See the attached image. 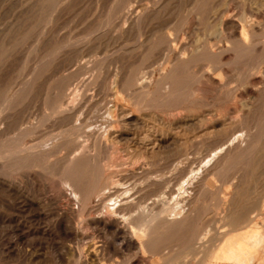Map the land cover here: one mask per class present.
Here are the masks:
<instances>
[{
	"label": "rangeland",
	"instance_id": "1",
	"mask_svg": "<svg viewBox=\"0 0 264 264\" xmlns=\"http://www.w3.org/2000/svg\"><path fill=\"white\" fill-rule=\"evenodd\" d=\"M199 1L198 0H0V116H1L0 122H2L3 125V126L1 125V129L4 128L5 125L8 122H11L12 120H17L25 116H30L29 120L30 122L34 123L33 125H36L38 123L41 126L39 127L38 124L36 125L38 128H40V130L37 129L38 134L35 132L36 135L38 136L43 135L44 137H47L49 135H53V136L56 135L59 132L60 128L57 122L56 123L53 122V117L51 115L50 107L52 106L53 101L57 99V96L58 98L61 97L62 95L65 96L66 94H68V91L70 89L71 90L77 89L78 93H80L79 95L81 96L86 95L89 97L91 96L90 99L93 98V100L96 101L99 100V102L97 103L98 105L96 104L93 107H90L91 110L89 112L91 114H89L86 117L87 118L86 122L88 125V128L86 129L87 131H90L95 128V129H100V131L102 132L107 127V123L111 121V117H109L110 115H107L108 114L107 110L109 108H112L113 106H117V107L119 106L118 108H120V110L122 111L117 115V119L118 121H120L119 129L122 131L123 135L122 138L117 139L118 141L115 142L113 146L110 148L112 151L109 149L110 153H108L109 154L108 157L103 158L102 162L105 164L107 163L105 165L106 166L105 168L107 170L120 172L119 171L120 169L121 171L124 168L127 169V167L128 169H131V166L132 168L135 167V163L136 165L138 164L140 165V164H144L146 161L145 166L150 171L152 170L151 172L155 170L154 173L156 172L157 174H159L163 170L170 171V169L172 168V167L170 168V166H173L172 164H175V162H182L184 165L188 166L189 169L190 167L191 168L193 167L194 169V166L196 165L194 164L192 166L191 165L192 162H195V159L196 161L199 158L201 159V156L203 157L204 153L208 154L207 152L208 148H211V146H213V144L216 141H218L219 139L218 136H221V134L226 131L227 127H228L227 131L232 129L234 125L237 124L239 118L245 120L244 117L246 116L248 117L247 120L249 119V122L246 120L245 121L246 123H249V125L248 124L247 125L248 127L250 126L251 128V129L249 128V130L252 133L255 132L256 134L255 133L251 134L248 129H247L248 131L244 130V132H247V135L249 133L252 136V137H248L247 139L245 138L244 142L242 143L243 146L241 145V149L245 145L246 146L243 148V150H245L246 147L247 149L244 152L242 151L241 153L239 152L240 154H238L237 151L232 152L234 154H231V157L229 156L227 158L228 160L226 159L225 163L222 165L221 168L222 172L220 171L218 174H214L215 176L213 174H210V176H208L206 180L207 185L205 186L203 192H201L197 197V200L193 207L195 212L199 211L198 213L197 212L195 213L196 219L197 218L201 219L203 215L207 217L209 216V214H214L215 221L216 220L220 222L225 221L223 223L229 222V224L230 223L234 224L233 222H235V219L237 220L238 217L242 215L244 212L246 213L247 210H251L253 205H255L258 200L264 199V138H262L264 136V128H263L264 107L262 108V104L264 106V98H263L264 94L260 95L261 97L257 96L253 100V99H249L248 97L244 98L245 96L242 95L243 92L239 93V91H243L242 89H244L242 87V84L247 82L248 70L250 66L252 65L251 67H256L255 68L256 70L258 68V65L259 67H261L264 64L263 63L264 49H261L260 48L261 46H257L255 48V54L253 53L254 50L251 49L247 51H236L234 52V54L231 52L230 53L231 60L228 62L230 65L227 63L226 65H224V67H222L223 65L221 66L222 69L224 70L227 69L226 71L228 73L232 72L231 74L228 73L226 74L228 78H226L224 74L219 70L213 71L212 70L213 65L209 63L207 60H203V59H202L203 61L196 60L195 63L192 62L193 64H195V68L194 65H192V63L189 64L188 70L187 68L184 69L182 74L176 80L178 82L175 81L174 87L178 90L177 91V93L179 92L178 94L172 97L169 96L167 97L168 92L170 90L168 85H167L168 87L164 86L163 88H161L159 92H156L155 94H153V96L148 94L150 91L153 92L155 90L156 82H158L160 79L159 72L163 70V67H161L159 64L163 62V59H161L162 57L161 58L159 57L161 56L159 54L160 52L158 49H154V46L158 41L160 33L166 32L167 34H172L174 33L173 32L174 30L176 32H179L178 36L179 34H181L180 40L175 45V48L178 49L179 51V49L182 48L181 46L185 44L186 49L184 50V52H182V56L188 57L191 50L193 51L195 44L203 45V43L208 41L209 44H215L216 41L214 40V36L209 35L208 32H205L203 30L209 28L211 24L216 22L219 16L226 15L225 14L226 12L227 14L228 12L229 14L230 12L231 13L234 12L231 15H235V16H239L241 15V12H243L242 14L244 13L248 14V15L244 14L245 16H247V18L249 17L251 18L261 13L264 14V9H262V7H264V3H263L264 0H207V1L199 0ZM192 3H194L196 6H194V4ZM212 6H214V10L216 11L213 10ZM211 7H212V11H209L208 9H211ZM195 9L199 12H196ZM197 13H200L201 16L199 14H198L199 16H196ZM138 17L141 18L139 19ZM137 18L139 20H137ZM260 21L261 23H264L262 19H260ZM260 28L261 30H259ZM259 29H256L254 31L255 37H260L261 35L263 36L264 24H260ZM181 31L184 32L185 34L182 33ZM196 38L199 40L198 42L199 44L195 42ZM151 43L154 44L152 45ZM188 47L190 50L188 49ZM258 47L262 50L261 52L262 55L260 53L261 50ZM256 50L257 51L259 50V54ZM174 55L175 54H171L167 62H171L174 59ZM238 56L239 58H237ZM253 58L256 59L254 60ZM259 59L263 60V61L261 60L262 63L260 62ZM154 61H156L157 63ZM259 62L260 64H258ZM196 64H198L199 67ZM191 65L193 68L191 67ZM227 66L230 67L229 70ZM201 68L202 69L205 68L206 70H208V72L211 74L212 77L214 76L216 80H219L222 83L228 81L229 87L232 88V89L230 88V91L232 92H230L229 94V91L223 90L224 91L223 92L222 90L219 89H217L216 92L215 91L216 88H214L212 84H210L209 86V82H206L204 80H198V78H200L199 72H201L202 70ZM149 71L151 74L145 75V73ZM136 75L140 78H143V76L145 75L143 79L147 80V82H149V85L151 83L152 87L148 85V87H146L148 90L144 88L140 91V93L134 92L138 83L134 81V77H137ZM67 77H70V80L68 78L69 81L66 80ZM233 77L236 81L233 79ZM114 79L117 81H115ZM238 79L240 80V83L239 81H237ZM120 81L123 82L121 83ZM241 81H244V83H241ZM118 82L120 84H118ZM199 82H201V84L205 83L204 84L205 86L200 85ZM234 82H236V84ZM69 83L71 84L68 85V87L70 88L66 86ZM58 84L60 85V90L58 88L59 87ZM191 85L193 86L190 87ZM199 86L202 87L203 92H201L200 90L196 92V95L190 96L189 90L194 88L199 89ZM239 88L240 90H238ZM63 89L67 90L66 94L64 92L66 90L63 91ZM203 89L206 91L204 92ZM184 90L186 93L184 92ZM234 90H235L234 93H236L235 95L231 94L233 93ZM128 92L129 94H127ZM131 93L132 96L130 95ZM143 93H146L144 95L147 97V99L144 95H142ZM129 95L130 97H128ZM181 95L183 96V98ZM197 95L199 96L196 98ZM115 96L118 98H116ZM48 97L51 98L50 101H49L50 98ZM233 97L236 98L233 99ZM179 98L180 101H178ZM258 98L261 99L256 100ZM133 99L136 101H134ZM185 100H187L188 103ZM181 101L185 103H182ZM6 103H8L9 106ZM180 103L182 104L180 105ZM240 103L242 104L243 108H241L242 106L239 105ZM198 104L201 105H199L198 107L197 106ZM245 104H246V109L244 106ZM228 105L232 106V108ZM236 105L239 107H237ZM250 105H253L254 108L252 106L250 107ZM5 106H8L9 108ZM180 106H182V109L178 108ZM82 107H84V105H82ZM186 107L187 109L188 108L189 109L187 110ZM202 107L204 108V110L202 109ZM228 107L233 109V111L235 110L237 111L235 112L232 111L231 115L229 114L227 120L226 117L227 114L225 112L227 109H229ZM199 108H201L202 111L201 110L197 111L199 110ZM248 108H250L251 111H249ZM245 111L249 116L246 115ZM219 112H221L222 114ZM250 112L253 113L250 114ZM223 113L226 114V116H224ZM235 113L238 114L235 115ZM212 115L214 118L212 117ZM5 116L8 117V120L10 121L6 122L7 118ZM184 116H186L185 120L186 119L187 120L185 123L186 125L184 124L182 126L185 127H182L181 125H171V126L169 125V122L173 121V119H176L178 117L183 118ZM2 117L4 120L2 119ZM47 117L50 119H47ZM162 117L165 122L160 121V118ZM229 117L232 119H230ZM166 121L168 122V124ZM223 121H225L226 123L228 122V124L224 123ZM188 123L189 126H187ZM221 123L222 124L224 123L226 126L229 124L230 125L227 127L225 125L223 127L222 125L220 128V126L218 127V125H220ZM190 124L191 126L193 124V126L191 127ZM193 130L196 131L197 133L193 132ZM207 132L209 134H207ZM35 133H32V135L29 134L30 138L31 136L35 137L36 136ZM261 134L262 136H259ZM29 136L25 135L24 138L29 139ZM261 138L263 139V143H261L262 140L260 142ZM252 139H255L256 141ZM4 140L5 138L3 139L1 138L0 141H4ZM247 140L249 141L247 142ZM49 142L48 145L50 144L53 145L55 141L52 140ZM141 142L144 143L142 144ZM152 147H154V149ZM258 150L261 151L259 152ZM182 151H184V154L186 153L187 156V157L183 156V158L186 157L183 160L185 159L187 160L188 158V160L190 159L189 161L185 160L183 162V160L181 159L182 158L181 155H184ZM172 155L174 157H172ZM175 155L177 157H175ZM140 157L142 159H140ZM152 157H154V159ZM169 157L171 158L169 159ZM166 158L169 160H167ZM172 158L173 159L177 158L178 160L181 161H176L177 159L172 161ZM149 159L152 162H150ZM162 162L164 163V165ZM187 162L188 163L191 162L189 163L190 165ZM120 164L121 165L123 164L122 165L123 167L122 166L120 167L119 166ZM151 164H153V166ZM156 164L159 165L158 168L160 170L157 169ZM147 165H149V167L151 168H149ZM203 165L204 164H202V166ZM206 168L207 167H204L203 169ZM40 171L41 174L44 173L43 175L46 177L45 179H47L50 183L55 184L54 185L55 189H53L54 191L48 192L46 194L44 193V196L58 195L61 185L60 183H58L59 178L57 177V175L52 176L46 170H40ZM194 181H196V179ZM235 187H237L236 190ZM2 199H4V201H1ZM231 199L232 202L230 201L229 203V200ZM225 200H226L225 204H227L228 206L224 204ZM3 204H6L5 198H2V196H0V206H1L0 214L5 215L7 210L5 209ZM199 205L200 208L202 207V209H199ZM223 205H225V208L223 207ZM236 206L238 207L236 208ZM239 206L241 209L239 208ZM201 210L202 213H200ZM208 210L209 211L211 210V212H209ZM254 210L255 209H253L252 211ZM230 212L232 213L234 212L232 214L234 217L230 214ZM8 213L9 212L7 211V214ZM215 213L219 216L223 214L221 216L223 219H221V217L217 216ZM218 213H220L221 215ZM13 216L19 223L20 226L19 228H16L14 225L0 224V236H1L0 264H52V263L74 264L73 262L75 261L74 260L75 258H72L64 250L59 248L61 246L60 240L53 241L51 243L52 245L48 243L47 246L46 245L40 246L38 243L40 241V238L38 236L34 235L35 236L34 237L32 235L29 236H24L23 234L20 235V233H22L23 230L26 229L24 232H26L27 229L33 230L36 228V226L32 221H30L27 218L25 219V217L21 215L13 214ZM17 216L19 218H17ZM206 217H203L201 220L197 219L198 221L195 222L197 224H200L201 223L200 221L202 222L205 221ZM22 222L24 225L22 224ZM223 228L226 229L227 227H223ZM2 233L5 234V236ZM22 235L25 238L22 237ZM8 240L9 242L12 241L10 242L12 246L15 243L16 245L14 246L17 248L13 246L12 249L7 254V251H5L6 246L4 247V245L8 242ZM84 242L83 244H85ZM176 243H174L173 245H175ZM178 244H176V246H178ZM176 248L177 247H174V249ZM22 249L24 250V252ZM13 250H16L17 253L16 251ZM60 252L63 254H61ZM158 263L159 260L155 262V264Z\"/></svg>",
	"mask_w": 264,
	"mask_h": 264
},
{
	"label": "bare ground",
	"instance_id": "2",
	"mask_svg": "<svg viewBox=\"0 0 264 264\" xmlns=\"http://www.w3.org/2000/svg\"><path fill=\"white\" fill-rule=\"evenodd\" d=\"M263 3H262V6H263ZM192 4H194V3H192ZM194 6H196V5L194 4ZM214 6H212L213 10H214ZM212 7H211V9H208V10L212 11ZM208 8H210V7H208ZM216 8H218V7H216ZM262 9H264V7H262ZM214 11H216V10H214ZM196 12H199V11L196 10ZM232 13H234V12H232ZM232 13L230 12V14H229V12H228V14H227V12H226L225 13L226 15L219 16L216 22L211 24V26H209V28L203 30L205 32H208L209 35L214 36V40L216 41L215 44H209L208 43L209 41L203 43V45H196L195 44V47L193 48V51L191 50V52L189 51L190 49L188 47V49H189L188 51L190 52L188 57L182 56V52H184V50L186 49L184 43H183L184 45L181 46L182 48L179 49V51H178V49L175 48V45L180 40L181 34H179V36H178L179 32H176L174 30L173 31L174 33H172V34H167L166 32L160 33L158 41H157L156 45L154 46V49L159 50L160 53L159 52L158 53L161 56H159V55L158 56L160 58L162 57L161 59H163V62L159 63L160 66L163 67V70H161V72H159L160 73V79L158 82H156L155 90L153 92L150 91L148 94L153 96V94H155L156 92H159V90L161 88H163L164 86H166V87L169 86V89H170L169 90L167 88L169 90L167 97L168 96L172 97V96H175L176 94H178L179 93V92L177 93L178 90L174 87L175 81L179 78V76L182 74L184 69L187 68V70H188V65L191 64L192 62L195 63L196 60H202V59L207 60L209 63H211L213 65V68H212L213 71L219 70L220 72H222L224 74V76L226 78H228L226 76V74L228 73L226 71L227 69L224 70L221 68V66L223 65L222 67H224V65H226L231 60V56H230L231 52L234 54V52H236V51H247V50L251 49V50H254L253 53L255 54V48L257 46H261L260 48L264 49V33H263V36L261 35L260 37L254 36L255 35L254 31L256 29H259L260 24H264V23H261V21H260V19H262L264 21V14L258 13L259 15L253 16L251 18L248 16L250 18L249 19V18H247V16H245L248 14L244 13L245 14L244 15V14H242L243 12H241V15H239V16L231 15ZM137 14H139V13H137ZM191 14H192V12H191ZM198 14L200 15V13H197V15L196 14L195 15L199 16ZM138 18H137V20H139L141 17L139 19ZM203 21H204V19H203ZM259 30H261V28ZM263 30H262V32H263ZM182 33H184V32H182ZM259 34H261V33H259ZM195 42L198 43L199 40L196 38ZM141 46H143V45H141ZM141 48H143V47H141ZM149 51H150V49H149ZM257 52L259 54V50ZM261 52H262V50L260 51V53ZM143 53H144V51H143ZM150 54H151V52H150ZM171 54H175L174 59L171 62H167L168 58ZM261 55H262V53H261ZM155 56H156V54H155ZM251 57H252V55H251ZM251 57H249V58H251ZM237 58H239V56ZM261 60H260V62H261ZM86 61H87V59H86ZM249 61H250V59H249ZM154 62H156V61H154ZM260 62L258 64H260ZM206 64H208V63H206ZM192 65H194V68H195V64L192 63ZM192 65H191V67H192ZM196 65H198V64H196ZM255 65H253V66H255ZM235 66H236V64H235ZM251 66L248 70L247 82L244 83V81H241V83H244V84H242V87L244 89H242L243 91H239V93L243 92L242 95L245 96L244 98L248 97L249 99L254 100V98H256L257 96L264 94V64L261 67H259V65H258V68L256 70H255L256 67H251ZM198 67H199V65H198ZM229 68L230 67H228V70H229ZM80 69H81V67H80ZM136 71H137V69H136ZM239 71H238V73H239ZM244 72H246V71H244ZM199 73L198 74H199L200 78L197 77L198 80H204L206 82H209V86H210V84H212V86H214V88H216V90H215L216 92H217V89L222 90V91L223 90L229 91V94H230V92H232V91H230L231 87H229L228 81H226L225 83H222L219 80H216L214 78V76L212 77L211 74L208 72V70H206L205 68L202 69L201 72H199ZM231 73L229 72L228 74H231ZM146 74H151V73L149 71V72H146L145 75ZM75 76H77V75H75ZM144 76H143V78H144ZM72 77H74V76H72ZM235 77H236V75H235ZM68 78L70 80V77H67L66 80H68ZM143 78H140L138 76L134 77V81L138 82L137 87L134 90V92L140 93V91L142 89L148 87L149 82H147V80H145ZM72 79H71V81H72ZM194 79H196V78H194ZM233 79H234V77H233ZM115 81H117V80H115ZM237 81H239V83H240L239 79ZM176 82H178V81H176ZM199 83H200V85L205 84V83L201 84V82H199ZM234 83L236 84V82H234ZM118 84H120V83L118 82ZM68 85H71V84L69 83L66 86L68 87ZM149 86H151V83ZM192 86L193 85H191L190 87H192ZM58 88L60 90V85ZM61 88H63V87H61ZM68 88H70V87H68ZM82 88H83V86H82ZM56 89H57V86H56ZM64 90H66V89H63V91ZM200 90H201V92H203L202 87H200V86H199V89L198 88L190 89L189 94H190V96L196 95V92H198ZM235 90L231 94L235 95L236 94V93H234ZM238 90H240V88ZM205 91L206 90H204V92ZM64 92L66 94L67 90ZM145 92H146V90H145ZM184 92H185V90H184ZM200 93H197V94H200ZM55 94H56V91H55ZM79 94L80 93H78L77 89H72V90L70 89L68 91V94H66L65 96L62 95L59 98L57 96V99H55L53 101V104L51 103L52 106L49 105V106H51L50 108H51V115L53 117V122L54 123L57 122L59 125V128H60L59 132L54 136L49 135L47 137H44L43 135L42 136L36 135L37 129L40 130V128H38L36 126L38 123L36 125H33L34 123L30 122V120H29L30 116H25V117L19 118L17 120H12L11 122H8L10 120H8V117L5 116L7 118L6 122H8V123L2 129H1L2 122H0V140H1V138L2 139L5 138L4 141H0V196H2V198H5L6 204H3V206L9 212L7 214V211H6L7 215L6 214L5 215L0 214V224L14 225L16 228H19L20 227L19 223L14 218L13 214L21 215V216L25 217V219L26 218L29 219L30 221H32L34 223L36 228L33 230L27 229V231L24 232L26 230L25 229V230H23L22 233H20V235L23 234L24 236H29V235L38 236L40 238V241L38 242L40 246H43V245L47 246L48 243L51 244L55 240H60L61 246L59 248L64 250L72 258H75L74 259L75 261L73 262L74 264H155V262L158 260H159L158 264H264V199L258 200L256 202V204L253 205L251 210H247L246 213L244 212L239 217L237 216L238 219L237 220L235 219V222L232 221L234 224H232V223L229 224L228 221H227L228 223H223L225 221H223V222H220L217 220L215 221L214 214H209V216H207V217L203 215V217H206L205 221H203V222L200 221L201 223L199 222L200 224H197L196 222L200 218H197L198 220L196 219L195 213L197 211L195 212L193 209L194 204L197 200V197L199 196V194L201 192H203V190L205 189V186L207 185L206 180H207L208 176H210V174H213V175L218 174L221 171L222 165L225 163L226 159L229 156L231 157V154H234L232 152L237 151L238 154H240L241 151L244 152L247 149V147H246L245 150H243V148L246 145L241 149V145L244 142L245 138L247 139L248 137H252L249 133L247 135V132H244V130H247V129L249 130V128H250V126L248 127L249 123H246V121L249 122V119L247 120L248 117H246L244 115L246 117V118L244 117V119L246 121L243 119H240V118H239V120L237 119L238 120L237 124L235 123L236 125H234V127L232 129H230L229 131H227V129H228L227 126H229L230 124L226 126L224 124V123H226L225 121H223L224 122L223 124L221 123L220 125H218V127L220 126V128L222 125H223V127L225 125L227 127L226 131L223 132L221 134V136H218L219 139L216 138V139H218V141H216L213 144V146H211V148H208L210 146L207 147L208 148V151H207L208 154L206 153L207 155L204 153L205 156L203 154V157L201 156V159L199 158L197 161L195 159V162H192V164H191L192 166L194 164L196 165V166H194V169H193V167L192 168L190 167V169H189L188 166L184 165L182 162H175L174 161L175 164H172L173 162L171 163L173 166H170V168L172 167L170 169V171L169 170H166V171L163 170L160 173L158 172L159 174H157L156 172L154 173L155 170L153 172H151L152 170L150 171L145 166V164H146V161H145L144 164H140V165L139 164L136 165V163H135V167L132 168V166H131V169H128V167H127V169L124 168L125 170L122 169V171H121V169L119 168L120 172H116V171H112V170H107L105 168L106 167L105 165L107 163L105 164L102 161H103V158L108 157V155H109L108 153H110V150H111L110 148L113 146V144L115 142L118 141L117 139L122 138L123 134H122V131L119 129V122L120 121H118V119H117V115L119 113H121L122 111L120 110V108H118L119 106L118 107L113 106L112 108H109L107 110V113H108L107 115H110L109 117H111V121L107 123V127L105 126L106 128L102 132L100 131V129H95V128L90 130V131H87L86 129L88 128V125L86 122V119H87L86 117L89 114H91L89 112L91 110L90 107H93L94 105H96L99 102V100L96 101V100H93V98L90 99L91 96L90 97L86 96V95L81 96ZM127 94H129V92ZM144 94H146V93H143L142 95H144ZM92 95H93V93H92ZM130 95L132 96V93ZM130 95L128 97H130ZM52 96H50V97H52ZM198 96L199 95H197L196 98ZM50 97H48V98H50ZM192 97H194V96H192ZM116 98H118V97H116ZM131 98H133V97H131ZM180 98L178 101H180ZM182 98H183V96H182ZM234 98H236V97H233V99ZM146 99H147V97H146ZM241 99H243V98H241ZM259 99H261V98H258L256 100H259ZM50 100H51V98L49 99V101ZM188 100H189V98H188ZM253 100H250V101H253ZM134 101H136V100H134ZM185 101L188 103L187 100H185ZM261 101H260V103H261ZM14 102H15V100H14ZM12 103H13V101H12ZM182 103H185V102H182ZM182 103H180V105ZM6 104L8 105V103H6ZM226 104H228V103H226ZM249 104H247V105H249ZM82 105H84V107H82ZM199 105H201V104H198L197 106L199 107ZM239 105L242 106L241 103ZM8 106H5V107H8ZM208 106H210V105H208ZM225 106H227V105H225ZM225 106H224V108H225ZM228 106H230V105H228ZM244 106L246 109V104ZM251 106L253 107V105H250V107ZM187 107H186V109H187ZM230 107L232 108V106H230ZM230 107H228L229 109H227L225 112L227 114V116H226V114L223 113L224 116L227 117V120H228L229 114L231 115V113L233 111V109H231ZM237 107H239V106H237ZM263 107L264 106L262 104V108ZM178 108L182 109V106H180ZM190 108H191V106H190ZM220 108H221V106H220ZM241 108H243V106ZM202 109L204 110L203 107H202ZM200 110H201V108H199V110H197V111H200ZM248 110L251 111L250 108H248ZM235 111H237V110H235ZM235 111H233V112H235ZM239 111H240V108H239ZM219 113H221V112H219ZM252 113L253 112H250V114H252ZM45 114H47V113H45ZM236 114H238V113H235V115ZM246 115H247V112H246ZM247 116H249V115H247ZM124 117H126V116H124ZM181 117L173 119V121L169 122V125L170 126L171 125H181V126L184 125L186 123V120H187V119L185 120L186 116H184L183 118H181ZM189 117H191V116H189ZM212 117H213V115H212ZM241 118H243V117H241ZM2 119H3V117H2ZM47 119H50V118L47 117ZM230 119H232V118H230ZM235 119H234V121H235ZM40 120H42V119H40ZM160 121H164L163 117L160 118ZM205 121H207V120H205ZM3 124H4V122H3ZM167 124H168V122H167ZM195 124H197V123H195ZM215 124H217V123H215ZM226 124H228V122ZM38 125H39V127H41L40 124H38ZM187 126H189V123ZM190 126H191V124H190ZM192 126H193V124H192ZM182 127H185V126H182ZM135 128H137V127H135ZM174 128H175V126H174ZM123 130H124V128H123ZM184 130H185V128H184ZM193 132H196V131L193 130ZM249 132L251 134L255 133V132L252 133L250 130H249ZM32 133H35L36 136L35 137L31 136V138H30L29 134L32 135ZM190 133H192V132H190ZM41 134H42V132H41ZM207 134H209V133L207 132ZM25 135H28L29 139L24 138ZM259 136H262V134ZM208 137H210V136H208ZM80 138H83V139H80ZM262 138H264V136ZM262 138L260 139V142L262 140L261 143H263ZM123 139H125V138H123ZM184 139H186V138H184ZM255 139H252V140L256 141ZM52 140L55 141L53 143V145H51V144H50L51 146L48 145V142L52 141ZM136 140H138V139H136ZM208 141H209V139H208ZM248 141L249 140H247V142ZM260 142H259V144H260ZM155 144H154V146H155ZM249 144H250V142H249ZM254 144H256V143H254ZM257 146H258V143H257ZM152 148L154 149V147H152ZM157 148H158V146H157ZM148 149H149V147H148ZM132 150H134V149H132ZM248 150H249V147H248ZM261 150H262V148H261ZM261 150H258V151L260 152ZM125 152H126V150H125ZM182 153L184 154V151H182ZM124 155H127V154H124ZM176 155H175V157H177ZM180 155H181V153H180ZM130 156H132V155H130ZM151 156H153V155H151ZM183 156H186V153L184 155H181L182 160L187 157L186 156L183 158ZM172 157H174V156L172 155ZM192 157H194V156H192ZM152 158L154 159V157H152ZM170 158L171 157H169V159ZM140 159H142V158L140 157ZM169 159H167V160H169ZM176 159L172 158V161L176 160ZM246 159H247V156H246ZM111 160H112V158H111ZM185 160H183V162ZM187 160H188V158H187ZM104 161H105V159H104ZM149 161L152 162L150 159H149ZM176 161H181V160L177 159ZM150 162H149V164H150ZM189 163H191V162H189ZM153 164H151V165L153 166ZM165 164H167V163H165ZM202 164H204V165L202 166ZM116 165H117V163H116ZM122 165L120 164L119 166L121 167ZM163 165H164V163H163ZM147 166L149 167V165H147ZM158 166L159 165H157V169H159ZM232 166H233V163H232ZM204 167H207V168L203 169ZM107 168H109V167H107ZM149 168H151V167H149ZM153 168H155V167H153ZM235 169H237V168H235ZM40 170H46L52 176L57 175V177L59 179L57 177L56 178L59 180L58 183H60V185H61V188L59 189L58 195L44 196V193L46 194L48 192L54 191L53 189H55L54 188L55 184L50 183L47 179H45L46 177L43 175L44 173L41 174ZM243 174H245V173H243ZM223 175H225V174H223ZM195 179H196V181H194ZM228 180H229V178H228ZM236 189H237V187H235V190ZM57 192H58V190H57ZM72 197H73V199H72ZM1 201H4V199H2ZM230 201L232 202V199L229 200V203H230ZM225 203H226V200H225L224 204ZM225 205H227V204H225ZM225 205H223L224 208H225ZM237 207L238 206H236V208ZM239 208H240V206H239ZM199 209H202V207L200 208V205H199ZM199 209H197V210H199ZM253 209H255V210L252 211ZM209 212H211V210ZM224 212H222V213H224ZM237 212H238V210H237ZM200 213H202V210ZM233 213L230 212L231 215ZM218 214H220V213H218ZM217 216H219V215H217ZM221 216H219V217H221ZM17 218H19V217L17 216ZM221 219H223V218L221 217ZM22 224H23V222H22ZM223 227H227V228L225 229ZM16 228H14V229H16ZM23 228H25V227H23ZM8 234H9V232H8ZM3 235L5 236V234H3ZM23 235H22V237H24ZM9 240L5 245L3 244L4 247L6 246L5 251H7V254L12 249V247L14 245H16L14 243V245L12 246L10 244V242H12V241L9 242ZM83 242L85 244H83ZM176 242H178L179 244ZM65 243H67V244H65ZM174 243L178 244V246H176V244L173 245ZM33 244H35V243H33ZM174 247H177V248L174 249ZM15 248H17V247H15ZM13 251H16V250H13ZM23 252H24V250H23ZM16 253H17V251H16ZM66 253H64V254H66ZM61 254H63V253H61ZM62 256H64V255H62Z\"/></svg>",
	"mask_w": 264,
	"mask_h": 264
}]
</instances>
